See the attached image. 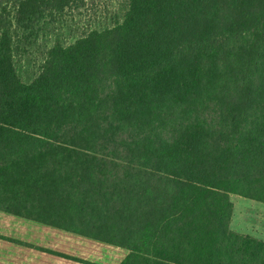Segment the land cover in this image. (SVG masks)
Returning a JSON list of instances; mask_svg holds the SVG:
<instances>
[{"label": "trees", "instance_id": "16d2710c", "mask_svg": "<svg viewBox=\"0 0 264 264\" xmlns=\"http://www.w3.org/2000/svg\"><path fill=\"white\" fill-rule=\"evenodd\" d=\"M81 1L0 0L2 196L35 195L122 264H264L229 200L264 203V0H128L23 79Z\"/></svg>", "mask_w": 264, "mask_h": 264}, {"label": "crops", "instance_id": "0c3cea01", "mask_svg": "<svg viewBox=\"0 0 264 264\" xmlns=\"http://www.w3.org/2000/svg\"><path fill=\"white\" fill-rule=\"evenodd\" d=\"M37 201L20 192L2 196L0 187V264H122L129 255L125 248L78 233L76 221L54 219Z\"/></svg>", "mask_w": 264, "mask_h": 264}, {"label": "rangeland", "instance_id": "374dc122", "mask_svg": "<svg viewBox=\"0 0 264 264\" xmlns=\"http://www.w3.org/2000/svg\"><path fill=\"white\" fill-rule=\"evenodd\" d=\"M81 2L67 7L62 15L54 16L50 27L43 31L33 55L24 54L23 79L29 80L37 75L50 47L56 44L66 47L92 31L114 27L121 23L128 6V0ZM229 200L234 211L231 229L264 240V205L236 195H229Z\"/></svg>", "mask_w": 264, "mask_h": 264}]
</instances>
